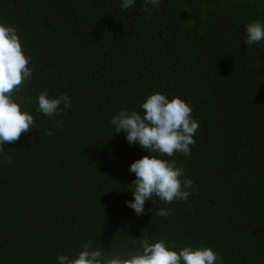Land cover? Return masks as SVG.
I'll list each match as a JSON object with an SVG mask.
<instances>
[{
  "label": "trees",
  "instance_id": "trees-1",
  "mask_svg": "<svg viewBox=\"0 0 264 264\" xmlns=\"http://www.w3.org/2000/svg\"><path fill=\"white\" fill-rule=\"evenodd\" d=\"M0 0L31 76L13 90L35 127L0 145V264H56L85 242L124 255L140 240L207 245L219 264H264V22L261 0ZM71 106L37 110L41 91ZM154 91L190 102L199 121L190 154L165 156L195 191L187 200L125 204L147 154L114 133L111 116L140 111ZM59 122V123H58ZM170 209L161 216L159 209Z\"/></svg>",
  "mask_w": 264,
  "mask_h": 264
},
{
  "label": "clouds",
  "instance_id": "clouds-1",
  "mask_svg": "<svg viewBox=\"0 0 264 264\" xmlns=\"http://www.w3.org/2000/svg\"><path fill=\"white\" fill-rule=\"evenodd\" d=\"M159 2L147 0L153 6ZM134 3L135 0H121L120 7L127 9ZM245 34L247 45L264 40V22L250 21L245 25ZM29 62L30 57L23 50L17 29L0 21V145L17 140L21 133L35 127L31 111L23 108L13 96V90H18L31 76ZM61 104L64 110L71 106L67 94L50 96L45 90L36 97L37 110L46 116L60 113ZM139 109L122 108L109 121L114 133L123 130L129 146L137 145L147 150V154L131 162L128 169L135 176L127 184L131 198L125 200V204L137 214L144 211L145 202L153 197L167 204L187 200L189 190L195 191L192 180L185 176L183 169L176 166L174 160L164 157H171L174 152L188 156L199 125V121L191 116L190 102L179 95L169 97L164 92L154 91L145 96ZM170 211L161 208L157 213L166 216ZM219 261L211 246H177L166 239L149 241L146 238L140 240L138 250L124 255L106 256L104 248L85 242L75 255L56 256V264H219Z\"/></svg>",
  "mask_w": 264,
  "mask_h": 264
}]
</instances>
